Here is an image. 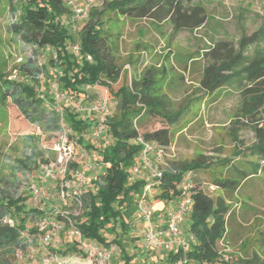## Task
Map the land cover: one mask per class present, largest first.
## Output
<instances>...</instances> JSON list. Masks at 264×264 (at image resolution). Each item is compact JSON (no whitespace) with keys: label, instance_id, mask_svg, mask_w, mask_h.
I'll list each match as a JSON object with an SVG mask.
<instances>
[{"label":"trees","instance_id":"trees-1","mask_svg":"<svg viewBox=\"0 0 264 264\" xmlns=\"http://www.w3.org/2000/svg\"><path fill=\"white\" fill-rule=\"evenodd\" d=\"M108 13L130 20L169 22L176 34L198 29L208 19L203 8L193 5L192 0H112L102 8L91 7L87 20L78 25L79 29L73 35L71 26L62 22L69 15V9L62 0H27L12 22L10 31L19 37L25 47L33 48L32 56L45 46L53 48L56 56H50L48 65L54 72L47 74L37 67L35 60L28 57L17 69L31 83L12 82L2 79L1 75L0 79L5 89L3 101L10 97L28 122L42 133L60 130V116L55 111L49 88V83L54 79L58 90L69 95H79L87 85L100 84L109 89V98L117 103L116 112L106 122L105 133L109 135L110 142L99 152L101 172L93 181L94 189L86 191L79 198L81 215L73 222V227L84 240L114 246L119 264H132L133 255L127 251V240L132 241L129 238L131 219L136 214L138 199L145 185L144 177L140 176L143 173L139 178L134 177L137 178L135 180L129 179L130 169L139 164L141 146L136 140L140 137L154 147L165 150L171 143L170 128L184 117L188 106L172 110L166 95L159 92L160 74L154 67L147 68L138 80L133 78L130 83L125 80L111 93V86L119 81L122 72L114 57V50L105 37L104 17ZM74 41H78L80 46L79 58H75L68 49ZM263 41L264 26L251 36L242 37L237 48L218 44L216 48L207 50L205 56L209 62L202 69L198 83L207 95L225 87H245L238 111L241 116L252 117L258 122L253 129L255 143L249 151L261 160H264V51L256 49L251 56L246 53L249 47ZM87 56L91 61L86 59ZM41 72L47 79L43 87L49 109L44 107V101L35 90L37 76ZM57 72L61 75L58 76ZM62 118L71 134L78 136L77 143L89 149L83 136L90 124L71 108H63ZM148 118L163 122L164 127L140 134L137 125ZM27 139H31L30 136ZM35 151V148L31 149L23 160H18L15 170H30L29 166L39 156L45 162L42 154ZM168 166L156 189L150 193V205L180 200L182 192L178 186L184 176L208 169L211 164L206 157L197 156L190 162L179 165L168 163ZM70 168L75 169L76 165L71 164ZM259 170L260 166L253 164L251 172L237 171V177L215 179L213 185L225 192H233ZM155 191L158 194L152 197ZM190 191L192 201L186 229L192 241L185 251L180 246L168 251V262L184 257L191 262L204 264H264V257L255 251L243 258L230 256V262L220 260L218 244L227 235L231 216L227 202L223 197L213 199L195 186H191ZM25 202L26 198L18 196L16 190L0 186V264H13L17 251L25 253L27 242L21 238V233L25 231L28 219L44 216L41 210L27 208ZM5 216L14 219L13 227L2 223ZM58 219L62 218L59 216ZM105 234L111 235L112 240L108 241ZM259 245L263 251L264 236ZM67 253L82 254L75 240L64 250V254Z\"/></svg>","mask_w":264,"mask_h":264},{"label":"rangeland","instance_id":"rangeland-1","mask_svg":"<svg viewBox=\"0 0 264 264\" xmlns=\"http://www.w3.org/2000/svg\"><path fill=\"white\" fill-rule=\"evenodd\" d=\"M26 1L0 0L2 79L8 80L12 74L16 75L18 82L22 79L17 68L25 62L30 49L10 31V27ZM109 1L112 0H78L77 4L82 6L89 3L91 7L102 8ZM192 4L203 8L208 17L206 24L177 34L169 22L130 20L105 14V37L114 50V57L122 72L119 81L111 86V93L125 80L128 83L133 78L138 80L147 68L158 70L161 80L159 92L166 95L172 110L188 106L184 117L170 128L171 143L164 150L163 161L179 165L197 156L206 157L211 166L192 173L191 184L211 198L223 197L227 202L231 216L227 235L218 244L219 251L236 258L249 256L255 251L264 257L263 247L259 245L264 236V160L252 156L249 151L255 143L253 129L258 122L252 117L241 116L238 111L245 87H225L207 95L198 84L202 69L209 62L205 56L207 50L216 48L218 44L237 48L242 37L251 36L264 26V0H192ZM256 49L264 51V41L249 47L246 54L251 56ZM38 55H43L42 69L51 75L54 72L48 65L51 52ZM1 82L0 79V186L16 190L18 196L26 198L27 208L43 211V218L60 226L59 230L46 229L51 233V238L44 246L53 257L64 261V264H84L82 254H64L73 239L68 232L67 220L63 217L59 220L58 217L66 214L71 224L80 217L81 208L74 205L73 198H80L86 191L94 189L93 181L97 180L102 167L99 152L110 142V137L107 133L101 139L84 136V141L90 147L78 146L77 163H74L76 168L69 169L71 172L78 170L83 176V180L76 181L74 186L72 173L65 180L60 177L56 182L46 180L41 174L43 162L40 156L29 166L30 170H15L17 161L23 160L34 148L36 154L47 155L53 160L54 155L50 150L56 143L57 132L42 133L28 122L10 97L3 101L5 89ZM26 82L31 83L29 78H26ZM42 82L47 83L45 75ZM56 86L54 79L49 83L50 91ZM111 101L114 114L117 103L113 99ZM162 127L163 122L148 118L137 125V130L144 134ZM29 136L31 139H27ZM82 154L85 156L80 158ZM253 164H258L260 170L241 183L238 190L225 192L213 185L215 179L237 177V171L251 172ZM86 165H90V168ZM129 179L137 178L130 176ZM61 185L69 196L66 206L58 199ZM32 186L38 189L36 198L31 193ZM157 194L158 191L153 192L152 197ZM184 219L187 224L188 216ZM41 220L38 217L28 219L24 234L31 243L21 258L15 256L13 264H42L44 247L38 242L44 233L39 231ZM131 225L134 231L129 235L132 241L127 240V251L133 255L132 264H166L159 259L162 254L143 249L141 220L131 219ZM105 236L108 241L112 240L111 235ZM112 264H119L117 250Z\"/></svg>","mask_w":264,"mask_h":264},{"label":"built area","instance_id":"built-area-1","mask_svg":"<svg viewBox=\"0 0 264 264\" xmlns=\"http://www.w3.org/2000/svg\"><path fill=\"white\" fill-rule=\"evenodd\" d=\"M65 6L69 9V15L62 20L63 23L71 26V33L74 35L77 33L79 27L78 25L85 22L89 16V9L91 5L86 3L85 5H78V0H62ZM19 15V12H18ZM27 47V46H26ZM30 50L28 52V57H31L35 60V63L38 68L42 69V58L43 55H38V53L51 52V57L55 58L56 54L53 48L45 46L37 53L35 56H32L33 48L28 47ZM68 49L73 54L75 58L80 57V46L78 41H74L69 44ZM88 61H91L89 56L86 57ZM57 75L60 76V72H57ZM9 81H17L16 75L12 74L8 78ZM37 87L36 92L40 99L44 101V107L49 109L48 103L45 101V90H44V74L41 72L37 76ZM20 82H26V77H22ZM54 99L55 111L59 114V126L60 130L57 132V139L54 146L51 148V152L54 155V159L50 160L49 156H44L45 162L41 166L42 176L51 182H56L59 177L61 180H65L72 173L74 186L77 182L83 180V176L80 171L75 170L71 172L70 165L77 163V148L79 144L77 143L78 136L71 134V131L66 127L62 118L63 108H71L73 112L79 114V116L87 121L90 124L86 137L93 139H101L106 132V122L109 117L113 115V103L108 96L107 89L100 84H94L92 86L87 85L82 89V92L79 95H69L65 92L58 90V86L54 90L50 91ZM83 136V138H84ZM141 146V152L139 155V164L133 166L130 169V175L132 177H138L141 172L144 175L145 185L139 196L136 214L139 216L142 221L145 223V228L143 230V247L151 251L155 248H161L164 251H170L171 244H177L184 251L187 250L189 242L192 241L190 235L186 239L182 240L179 238L180 226L184 222L185 216L188 214L191 206V175L188 173L184 176L180 182L178 188L182 192V196L178 201L176 207L169 213L164 229H158L155 227L153 222V211L149 203L150 191L152 192L156 189L157 184L162 178V173L167 169L168 163L163 161L164 150L161 148H156L149 142L144 141L142 138L136 140ZM85 154L79 155L80 158H83ZM87 168H90V165H86ZM74 170V169H73ZM31 193L33 197H38V189L35 186L31 187ZM58 199L60 200L63 206L67 205L69 200L68 194L64 191V187L61 185L58 193ZM74 205L77 208H81V203L79 198H73ZM60 217H63L67 220L69 226V235L73 240L77 242V246L80 249L82 255L90 264H112V259L116 253V248L112 245L102 246L95 242L82 239L80 233L73 227L68 216L66 214H61ZM2 223L13 227L15 221L10 216H5L2 219ZM39 231H43V236L38 239L40 245H43L44 249V258L42 259V264H64V261H58L56 257H53L49 250L44 246L50 241L51 233L47 231V228L59 230L60 226H57L56 223L51 222L48 218L44 217L39 224ZM46 230V231H45ZM21 238L27 242V247L31 243V240L28 236L21 233ZM17 258L22 257L20 251L16 252L15 255ZM220 260L225 262H230L231 257L227 254H222L220 252ZM167 264H204V263H195L189 261L187 258H179L175 261L168 262Z\"/></svg>","mask_w":264,"mask_h":264},{"label":"crops","instance_id":"crops-1","mask_svg":"<svg viewBox=\"0 0 264 264\" xmlns=\"http://www.w3.org/2000/svg\"><path fill=\"white\" fill-rule=\"evenodd\" d=\"M140 176L144 177V175H140ZM178 201L179 200H175V201H172L169 203L156 202V203H152L150 205L152 207L153 222H154L156 228H158V229H164L165 228V223H166L167 217H168L169 213L176 207ZM132 219L135 221L141 220V223L143 225L142 230H144L145 223H144V221H142V219L139 216H137V214H134L132 216ZM138 223H140V222H138ZM187 226H188V223L186 224V221L184 220L183 224L180 226V233H179V238L182 240H184L187 236V229H186ZM131 231L133 232L134 229ZM142 245H143V239H142ZM177 248H178V245L172 243L170 250H176ZM143 249L146 250L144 247H143ZM146 251H148V250H146ZM148 252H155V253L162 254V255H160L159 259L160 260L163 259L164 261L162 260V262H164V263L168 262L167 261L168 252L164 251L163 249L155 248V249H152L151 251H148ZM84 262H85L84 264H90V262L86 259L84 260Z\"/></svg>","mask_w":264,"mask_h":264}]
</instances>
